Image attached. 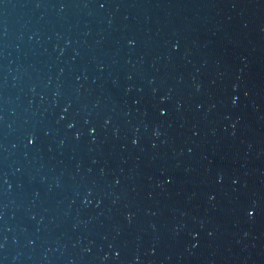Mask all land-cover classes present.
Here are the masks:
<instances>
[{
	"label": "water",
	"instance_id": "95a60500",
	"mask_svg": "<svg viewBox=\"0 0 264 264\" xmlns=\"http://www.w3.org/2000/svg\"><path fill=\"white\" fill-rule=\"evenodd\" d=\"M0 264H264V0H0Z\"/></svg>",
	"mask_w": 264,
	"mask_h": 264
}]
</instances>
